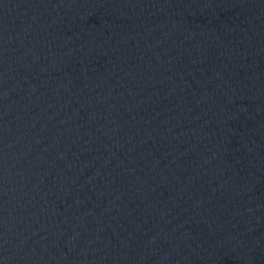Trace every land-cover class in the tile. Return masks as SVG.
<instances>
[{
    "label": "water",
    "instance_id": "obj_1",
    "mask_svg": "<svg viewBox=\"0 0 264 264\" xmlns=\"http://www.w3.org/2000/svg\"><path fill=\"white\" fill-rule=\"evenodd\" d=\"M0 264H264V0H0Z\"/></svg>",
    "mask_w": 264,
    "mask_h": 264
}]
</instances>
